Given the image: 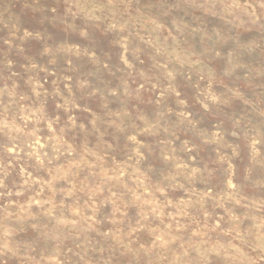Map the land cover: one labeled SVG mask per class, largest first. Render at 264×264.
<instances>
[{
	"label": "rangeland",
	"instance_id": "1",
	"mask_svg": "<svg viewBox=\"0 0 264 264\" xmlns=\"http://www.w3.org/2000/svg\"><path fill=\"white\" fill-rule=\"evenodd\" d=\"M0 264H264V0H0Z\"/></svg>",
	"mask_w": 264,
	"mask_h": 264
}]
</instances>
